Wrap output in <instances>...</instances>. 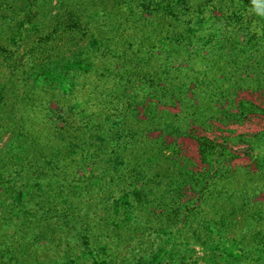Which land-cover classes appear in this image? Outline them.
Returning a JSON list of instances; mask_svg holds the SVG:
<instances>
[{"label": "rangeland", "instance_id": "1", "mask_svg": "<svg viewBox=\"0 0 264 264\" xmlns=\"http://www.w3.org/2000/svg\"><path fill=\"white\" fill-rule=\"evenodd\" d=\"M0 264H264V0H0Z\"/></svg>", "mask_w": 264, "mask_h": 264}]
</instances>
